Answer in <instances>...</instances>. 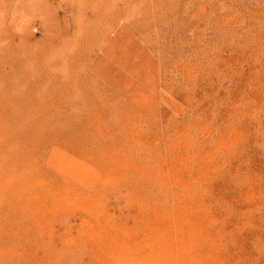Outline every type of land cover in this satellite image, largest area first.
Listing matches in <instances>:
<instances>
[{
	"label": "rangeland",
	"instance_id": "rangeland-1",
	"mask_svg": "<svg viewBox=\"0 0 264 264\" xmlns=\"http://www.w3.org/2000/svg\"><path fill=\"white\" fill-rule=\"evenodd\" d=\"M0 132V264H264V0H0Z\"/></svg>",
	"mask_w": 264,
	"mask_h": 264
},
{
	"label": "bare ground",
	"instance_id": "bare-ground-1",
	"mask_svg": "<svg viewBox=\"0 0 264 264\" xmlns=\"http://www.w3.org/2000/svg\"><path fill=\"white\" fill-rule=\"evenodd\" d=\"M152 2V1H151ZM167 44V43H166ZM178 62V61H177ZM230 68V67H229ZM203 80V79H202ZM18 118V117H17ZM187 124V123H186ZM1 133V132H0ZM147 134V133H146ZM189 147V146H188ZM195 148V147H194ZM191 149V148H190ZM164 157V156H163ZM198 161V160H197ZM195 163V162H194ZM11 168V170L13 171V168L12 167H10ZM142 168V167H141ZM16 169V168H15ZM7 171H8V169H7ZM13 172H11V173H9L8 175H7V178H9L10 180L12 179H14V177H13V175H15L14 173L12 174ZM31 179V178H30ZM40 179V178H39ZM63 184V183H62ZM62 187V186H61ZM193 187H194V185H193ZM64 191V190H63ZM180 192V191H179ZM114 196V195H113ZM250 198V197H249ZM3 210V209H2ZM180 214H182V213H180ZM203 214H205V212L203 213ZM202 214V215H203ZM201 215V216H202ZM178 216V215H177ZM177 216H176V218H177ZM182 216V215H181ZM180 216V217H181ZM204 216V217H203ZM202 217L203 218H205V216L206 215H203ZM180 217H178V218H180ZM201 217V218H202ZM210 217V216H209ZM166 218V217H165ZM169 218V217H168ZM172 218V217H171ZM175 218V217H174ZM175 218V219H176ZM203 218L202 219H200V220H202L203 221ZM208 218V215H207V217H206V219ZM212 218V217H211ZM210 218V219H211ZM18 219V218H17ZM183 219V218H182ZM181 219V220H182ZM213 219V218H212ZM159 220V219H158ZM162 221H163V218L161 219ZM174 220V219H173ZM181 220H178V221H181ZM196 220V219H195ZM199 220V221H200ZM167 221H169V220H167ZM172 221V220H171ZM171 221L169 222V224L171 223ZM175 221V220H174ZM173 221V222H174ZM176 221H177V219H176ZM175 221V224H177L178 222H176ZM183 221V220H182ZM182 221H181V224H184L185 223V221H184V223H182ZM199 221H197L196 223H194L193 225L194 226H197L196 224H199L200 222ZM201 221V222H202ZM207 221H209V220H207ZM212 220H210L209 222H211ZM213 221H215L214 219H213ZM238 221V220H237ZM154 222H159V221H154ZM164 222H166V221H164ZM172 222V223H173ZM192 223L194 222V219H193V221H191ZM209 222H208V224H209ZM224 222V221H223ZM222 222V223H223ZM180 223V222H179ZM203 223H204V221H203ZM159 224H164V226H166L167 225V227L169 226L168 225V223H166V225H165V223H162V222H159ZM174 223H173V225H175ZM172 225V226H173ZM186 225V224H185ZM190 225H192V224H190ZM201 225V224H200ZM211 225V224H210ZM224 225V224H223ZM6 226V225H5ZM10 226V225H9ZM152 226V225H151ZM156 226V225H155ZM172 226H169L168 228H170V227H172ZM192 227V229H191V226L190 227H188V228H186V230H184V228L182 229V227L183 226H180L179 225V227L178 226H174L173 228H175L176 227V229L173 231V230H171L172 232H170L169 231V229H165L164 227H163V225H162V229L160 228V229H156V230H154L155 229V227L154 226H152V227H154V229L152 228H150V230L151 231H153L152 232V234L151 235H149V237H145L146 239H143V240H141L140 238V241L138 240V243H137V241H136V243L135 244H133L134 243V241H133V243H131V242H129L130 244H133L132 246H130L129 245V243H125V242H121V243H118L117 245H115V246H113V248H114V250H115V252H116V261H114L113 263H110L109 261H107L106 260V258L104 259H102V260H100L99 262H98V264H119V263H121V264H127L128 262L129 263H133V262H135V263H139V264H179L180 263V261H182V257H184V251L187 249V248H191V246L193 247L194 245H198V244H200V242H201V245L204 243V242H207L211 237L209 236L210 234H209V232L207 231V229H205V231H207V233L209 234L208 236L210 237L209 239H207L208 237L207 236H205V234L207 235V233H205V231L203 232V233H205V234H203L202 232H200L201 230H200V228H199V232L197 233V232H195V229L197 228H195V227ZM207 226V225H206ZM179 229H178V228ZM203 227H205V226H203ZM202 227V228H203ZM156 228H158V227H156ZM223 228V227H222ZM182 229V230H181ZM191 229V230H190ZM10 230V229H9ZM12 230V229H11ZM182 231V233H185V236H186V239L185 238H183V236H181V231ZM192 230H194V231H192ZM210 230V229H209ZM197 231H198V229H197ZM211 231V230H210ZM226 231V230H225ZM193 232H194V234H193ZM214 232V231H213ZM147 233V232H146ZM180 233V234H179ZM200 233H201V235H200ZM220 233V232H219ZM148 234V233H147ZM150 234V233H149ZM199 234V238H198V235ZM234 234V233H233ZM176 235H178V236H176ZM147 236V235H146ZM200 236H201V238H200ZM176 237H178V238H176ZM218 237V236H217ZM130 238V237H129ZM135 238V237H134ZM226 238V237H225ZM138 239V238H137ZM136 239V240H137ZM212 239V238H211ZM214 239V238H213ZM185 241V243H184V241ZM27 241V240H26ZM129 241H130V239H129ZM210 241V240H209ZM213 241V240H212ZM12 242V241H11ZM211 242V241H210ZM27 243V242H26ZM213 243V242H212ZM207 245V243L206 244H204V246H206ZM211 244H209V246H210ZM217 245H218V243H217ZM200 246V245H199ZM198 246V247H199ZM203 247V246H202ZM212 247V246H211ZM196 248V247H195ZM206 248V252L205 253H207V249H209V248H207V247H205ZM214 249H216L215 248V246H214ZM7 250V249H6ZM203 252V251H202ZM205 253H204V255H205ZM203 255V256H204ZM205 257H206V255H205ZM207 259V258H206ZM182 264V263H181Z\"/></svg>",
	"mask_w": 264,
	"mask_h": 264
}]
</instances>
